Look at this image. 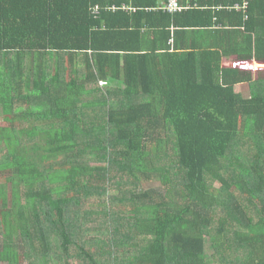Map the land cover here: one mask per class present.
I'll return each instance as SVG.
<instances>
[{"label":"trees","instance_id":"1","mask_svg":"<svg viewBox=\"0 0 264 264\" xmlns=\"http://www.w3.org/2000/svg\"><path fill=\"white\" fill-rule=\"evenodd\" d=\"M160 1L0 0V264H109L115 222V264H264V0ZM110 165L147 187L103 188L105 248L72 209Z\"/></svg>","mask_w":264,"mask_h":264},{"label":"rangeland","instance_id":"2","mask_svg":"<svg viewBox=\"0 0 264 264\" xmlns=\"http://www.w3.org/2000/svg\"><path fill=\"white\" fill-rule=\"evenodd\" d=\"M228 62H230V60H228ZM228 62H227V64H229ZM257 70H255L253 68V72H255ZM74 75H75V73H73L70 70L67 73V80L72 81L75 77ZM108 84H102V85L106 86ZM122 84L123 83H118L116 85H122ZM235 90L239 91L244 96L248 95V88H247L246 84L237 85L235 87ZM1 110H4V109H2V107H0V111ZM0 117H1V115H0ZM1 123L3 124L4 121L2 120ZM24 141L27 142L28 144H32L34 141H36V137L33 140L32 139H25ZM166 156L167 155H165V154L162 155L159 159V162L157 164L153 165V169L156 166H158V167L164 166ZM97 163L98 162H96L95 160L90 159L87 161L86 164L89 166H96V165H98ZM92 174L94 176H96L98 174V172L93 171ZM107 177H108V182L105 184H103L102 181L99 180V178H96L94 181H92L90 183V188H91L90 193L88 195L82 193L80 195V198H79L77 204L73 206L72 210L78 211L77 213H75V222L77 220V226L81 223L89 224L91 226L90 233L96 238V242L102 246L104 245L105 248H107V243H109L107 240H105L106 232L108 233L110 230L112 231L114 229V232H112V233H115L116 239L118 240V242H117V246H113V248L111 249L110 254H112V257L110 258L109 264H115L116 262L123 259L125 252L136 250L140 246L144 245L145 244V237L142 235H133L130 233V230H128L125 233L123 231V227H122L121 223H119V222H115L114 223L115 225L109 227V231L106 230V228L109 226V224L106 223L105 221L102 222L101 226L97 227L96 225H94L93 222H95V220L98 219V214L101 211V207H100L99 202L101 199V195L103 194V188H105L104 193L106 195H108L110 197H120V198L125 197V198H128L129 204H135V203H137L136 202L137 199L134 198L130 201L131 193L138 192L141 188L147 187V182H146V180H139V183H138L139 186H136L132 182L130 175H128L125 171H120L118 168H115L111 165H110V169H109V173H108ZM156 185H160L159 180L152 179L151 181H149V184H148L149 187H152L155 189ZM138 188H140V189H138ZM0 199L3 201H7V202L10 201V199H11V203L14 202L11 183H8L7 186L5 187L4 191H3V194H0ZM11 203H10V205H11ZM129 204H127V206H129ZM113 207L114 208L112 210V213L115 214V213H117V211L120 207V204L119 203L114 204ZM9 217H7V219L9 221H11V218H9ZM102 219H104V218H102ZM95 226L97 227V230H95ZM128 234H131V235L128 236ZM224 241H225V236H224ZM134 244H135V246L131 247V245H134ZM206 248H207L206 249V255H211L213 253V250L210 246V241L206 242ZM219 253H220V255H225L226 259H234V256H235V254H234V252H232L231 248H226V247L225 248L220 247ZM217 256L218 255H216V257ZM99 257L100 256H98V259H99ZM79 259H80V254H79V252H76L72 256L71 261L75 262V261H78ZM100 259L105 261L103 259V257H100ZM27 262H28L27 259L21 258L19 260H16V262H14V264H28ZM235 264H238L237 260H236Z\"/></svg>","mask_w":264,"mask_h":264},{"label":"built area","instance_id":"3","mask_svg":"<svg viewBox=\"0 0 264 264\" xmlns=\"http://www.w3.org/2000/svg\"><path fill=\"white\" fill-rule=\"evenodd\" d=\"M112 9H115V7H112ZM120 9L124 10H135L131 6L122 5ZM151 9H160L162 11L168 12V13H175L177 11H180L183 9V5L180 3V0H162L158 3L156 7H153ZM96 11V10H95Z\"/></svg>","mask_w":264,"mask_h":264},{"label":"crops","instance_id":"4","mask_svg":"<svg viewBox=\"0 0 264 264\" xmlns=\"http://www.w3.org/2000/svg\"><path fill=\"white\" fill-rule=\"evenodd\" d=\"M162 1V0H161ZM182 2H184V1H188V0H181ZM125 5V4H124ZM126 6H130V5H126ZM132 7V6H131ZM133 9H135V8H133ZM124 10V9H123ZM125 11H133V10H125ZM135 11V10H134ZM163 12H165V11H163ZM165 13H167V12H165ZM232 60V59H231ZM230 60V63H232V62H234V60H232L231 61ZM228 61V59L227 58H225V59H223V62H224V64L226 63ZM222 62V63H223ZM226 65V64H225ZM232 65V64H231ZM227 66H230V65H227ZM110 84V83H109ZM95 87V86H94ZM100 87H103V86H100Z\"/></svg>","mask_w":264,"mask_h":264},{"label":"water","instance_id":"5","mask_svg":"<svg viewBox=\"0 0 264 264\" xmlns=\"http://www.w3.org/2000/svg\"><path fill=\"white\" fill-rule=\"evenodd\" d=\"M234 63H236V62H234ZM222 65H223V66H226L224 63H222ZM230 66H234V65H230ZM166 69H170V67H166ZM258 69H259V70H260V69H264V67H261V68H258ZM96 86H103V85H102V84H98V85H96ZM0 112H1L0 115H2V113H3L4 111L1 110ZM3 114H4V113H3ZM141 169L144 170L142 167H141Z\"/></svg>","mask_w":264,"mask_h":264},{"label":"clouds","instance_id":"6","mask_svg":"<svg viewBox=\"0 0 264 264\" xmlns=\"http://www.w3.org/2000/svg\"><path fill=\"white\" fill-rule=\"evenodd\" d=\"M227 59H228V58H227ZM228 60H231V58H230V59H228ZM232 60H234V59H232ZM222 62H223V59H222ZM234 62H235V61H234ZM234 62H232V65H233V63H234ZM223 63H224V62H223ZM226 66H227V65H226Z\"/></svg>","mask_w":264,"mask_h":264}]
</instances>
